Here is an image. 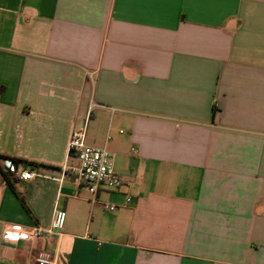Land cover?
<instances>
[{
    "label": "crops",
    "instance_id": "crops-1",
    "mask_svg": "<svg viewBox=\"0 0 264 264\" xmlns=\"http://www.w3.org/2000/svg\"><path fill=\"white\" fill-rule=\"evenodd\" d=\"M83 124L121 186L72 170ZM40 254L264 264V0H0V264Z\"/></svg>",
    "mask_w": 264,
    "mask_h": 264
},
{
    "label": "built area",
    "instance_id": "built-area-1",
    "mask_svg": "<svg viewBox=\"0 0 264 264\" xmlns=\"http://www.w3.org/2000/svg\"><path fill=\"white\" fill-rule=\"evenodd\" d=\"M69 149L77 152L79 164L72 167L79 181L86 183L91 194L95 195L101 185L111 188L121 186L123 180L117 174L114 168V162L111 153L105 147H97L89 145L86 141V125L75 127L73 129ZM15 171V167H11ZM22 179H30L34 174L30 170L19 172ZM127 198L126 201H130ZM113 211L114 206H105ZM66 212L62 209H56L54 218L49 228L35 226L33 228H24L21 225H6L3 230V239L8 242H18L20 240H34L46 234H56L60 232L64 226ZM35 264H54V259L47 254H40L35 258Z\"/></svg>",
    "mask_w": 264,
    "mask_h": 264
},
{
    "label": "trees",
    "instance_id": "trees-1",
    "mask_svg": "<svg viewBox=\"0 0 264 264\" xmlns=\"http://www.w3.org/2000/svg\"><path fill=\"white\" fill-rule=\"evenodd\" d=\"M11 161H12V163L14 162L13 160H11ZM21 162L24 163V164H26V165H28V164H27V163H28L27 161L21 160ZM13 164H14V163H13Z\"/></svg>",
    "mask_w": 264,
    "mask_h": 264
}]
</instances>
